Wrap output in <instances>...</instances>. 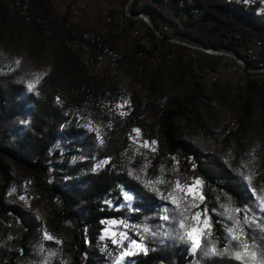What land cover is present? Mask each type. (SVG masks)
I'll return each mask as SVG.
<instances>
[{"label":"trees","instance_id":"trees-1","mask_svg":"<svg viewBox=\"0 0 264 264\" xmlns=\"http://www.w3.org/2000/svg\"><path fill=\"white\" fill-rule=\"evenodd\" d=\"M15 1L0 0V52L17 55L21 66L40 62L44 71L31 92L25 91L17 70L0 72V211L14 216L19 227L15 236H0V264H26L41 232L34 213L4 195L16 179L14 168L40 176L51 166L56 176L52 186L44 187L60 200L54 214L75 224L71 264H116L99 240L103 220L123 215L138 220L145 213L162 231L148 233L145 250L128 264H243L232 253L242 248L240 242L223 243L225 229L212 211L216 253L205 254L213 243L206 238L191 252L189 242L172 231L175 223L159 218L162 207H169L158 195V181L174 155L183 161L191 156L208 185L211 208L217 192L246 207L259 196L264 186V80L250 77L241 92H220L204 86L190 62L213 69L227 55L249 74L264 71L254 70L264 67L260 1L133 0L130 12L146 13L158 32L145 21L138 27L139 16L120 17L117 6L125 7L126 0H104L106 5L82 12L74 11V0L63 8L54 0ZM162 23L173 24V34L161 29ZM254 37L262 44L259 62L242 49ZM108 54L114 65L101 71ZM125 80L132 86L122 115L112 104ZM149 101L162 103L157 118H145ZM133 130L153 140L155 151L133 152ZM197 133L206 148L194 141ZM245 176L251 178L249 187ZM123 189L134 194L132 208L116 207L125 203ZM242 226V239L259 250L258 225Z\"/></svg>","mask_w":264,"mask_h":264},{"label":"rangeland","instance_id":"rangeland-1","mask_svg":"<svg viewBox=\"0 0 264 264\" xmlns=\"http://www.w3.org/2000/svg\"><path fill=\"white\" fill-rule=\"evenodd\" d=\"M69 0H54L55 4L63 8L65 4ZM144 0H139V2H143ZM237 1H251V0H237ZM260 6L258 8L259 12L264 13V0H259ZM127 2V0H126ZM125 2V4H126ZM106 5L107 2L104 0H74L72 3V8L75 12L85 11H93L95 8H98L101 5ZM119 9V16L122 17L125 13L124 6H117ZM130 9V5L128 6V10ZM141 20V21H140ZM137 21L138 27L143 28L144 23L142 21L143 18ZM179 22V18L175 19ZM161 29L166 31L169 34H173L174 27L173 24L162 23ZM133 33H136V30H132ZM146 40V39H144ZM257 37L247 40V42L242 46V49L257 58V62L263 59V53L261 52V44L258 43ZM112 56L106 55L103 57L99 69L101 71H109L113 67V63H111ZM19 61V63H17ZM191 63V67L195 69L202 77V83L207 88H216L218 91H227L229 94H235L241 92L242 87L245 85L246 81L250 77L256 78L259 80H264V71L257 74H249L245 71L238 62L233 61L230 56L223 55L217 59L215 68H199L193 60ZM11 70H17L20 75L19 78L23 80L25 84V91L31 92L35 90V86L44 71V65L40 62H27L20 65V60L17 55H14L9 52H0V72L5 75ZM18 73V74H19ZM33 84L34 88L30 89L28 84ZM124 89L122 90L120 96L116 101L112 104L113 110L118 112L119 114L124 113L128 106V95L127 92L130 90L132 83L125 80L123 83ZM121 105L122 107H118ZM161 101H149L148 106L145 110V118L146 119H154L159 115V111L161 109ZM190 111L182 118V123L186 126L188 117L190 116ZM203 118L206 121H209V117L203 114ZM19 121V120H18ZM0 133V139H1ZM194 141L206 148L203 137L197 133L194 136ZM145 142H147L148 146L145 147ZM153 140L143 138L140 132L137 133V130H133L130 134V148L133 152L137 153L139 151H143V149H153L154 144ZM64 151L62 145L60 146V153ZM173 161L170 166L166 169H163L159 175V189L158 195L167 202L169 212V220L166 221V224H171L172 222L175 225H170L171 227H175L172 231H174L178 237V235H183L184 240L189 242V250L192 251L191 241L187 237V231H189L192 227L197 226V222L192 220V215L196 211H202L205 208L208 210V217L211 227L210 235H203L199 240V245L202 242L203 238H206L207 241L213 242L211 243L210 250L215 247L218 243H216V237L213 229V217L211 215L214 212L217 217V221L223 224V228L225 229L224 242L227 246H231L230 243L232 241L231 236L228 232L230 227H235L233 220H229L228 216L231 215L235 219H238L241 225H244L245 216L247 215L250 223L255 224L259 228V250L256 247L249 246L247 252L243 248L232 250V253L235 255L237 251L241 253L242 258L239 259L243 264H264V212L259 211L260 202L257 197L264 196V186L261 191H259V196H254L252 200V206L248 207V212H245L246 206H240L235 203L231 198H229L226 194L217 192L216 196L218 198L217 204L214 208H211L208 203V199L206 197V189L207 183L202 175V173L195 166V162L191 156H186L183 158L178 155H174ZM16 172V179L11 181L5 188L4 195L10 201H16L19 204L23 205L27 209L31 210L36 218L41 223V232L36 242H34L30 256L28 259L24 260L26 264H71L72 257V241L74 239L75 232V224L69 218H58L54 214V210L59 208L61 203L60 200L55 197L51 190L46 189L44 186H52L53 181L55 179L56 173L54 171V166H51L48 171H43L40 176L35 175L32 172L23 171L19 168H14ZM199 179L202 182L200 188H198V192H201L205 199L202 203L199 204V208H191L184 213V209L187 206V202L191 200V197L183 198V192L181 189L176 188V182L179 181L181 186L190 185L194 179ZM160 181H163L162 183ZM0 183H2V179L0 176ZM175 189V191H174ZM129 190L123 189L124 192ZM186 191V188L184 189ZM131 193V192H130ZM171 193V195H170ZM167 197V199H164ZM173 199H175V203H173ZM104 201L108 202L112 205V202L108 199V197L104 198ZM127 203V202H125ZM129 207L132 208V205ZM163 212L159 215V218L165 214L164 206ZM215 209V211H213ZM236 209H240V212L237 213ZM212 211V212H211ZM185 215L187 219H185ZM123 221L122 226L117 229L120 223L116 225H112V220H117L118 222ZM185 219L186 227L184 229L180 228V221ZM104 226L101 229L99 234V240L103 243L105 248L110 250L112 257L115 262L119 259L121 253L123 252H131V255L125 257V260L122 264H128L130 262V257L137 252L141 251L139 248L134 247L131 244L132 240H136L137 243L142 244L143 249L145 250V238L148 233H153L155 231H162V229L157 228L155 221L153 218L149 216V214L145 213L138 220H133L129 216L123 215L118 217L106 218L103 220ZM124 224L129 225V227H124ZM147 228L149 231L145 232L144 229ZM18 222L14 216L4 213L0 211V236L3 235L4 238L15 236L18 234ZM165 229V228H164ZM107 230V232H106ZM165 231V230H163ZM171 229H167V232H170ZM115 232L116 236L113 237L112 233ZM125 232L128 234L129 239L124 240L122 245L112 244L111 240L113 238L120 239V233ZM238 234V233H234ZM47 236H51L52 239H48ZM215 245V246H214ZM216 248V247H215ZM255 252L256 256L252 257L251 253ZM83 260V258H82Z\"/></svg>","mask_w":264,"mask_h":264},{"label":"snow or ice","instance_id":"snow-or-ice-1","mask_svg":"<svg viewBox=\"0 0 264 264\" xmlns=\"http://www.w3.org/2000/svg\"><path fill=\"white\" fill-rule=\"evenodd\" d=\"M17 63H19V61H17ZM28 87L30 89L34 88V85L33 84H28ZM118 107H122L121 105H118ZM123 115V113H121ZM139 132V130H137V133ZM155 142H153L154 144ZM145 147L148 146L147 142H145ZM153 151H155V149L153 148ZM244 179L248 180V184L246 185V187H249L250 183H251V178L250 177H243ZM161 183L163 181H160ZM148 186H151L154 181L152 180H149L148 182ZM202 185V182L197 178V179H194L192 181V183L190 185H185V186H181L179 181L176 182V188H179L181 189V191L183 192V198H186V197H191V200L187 202V206L186 208L184 209V213H182V215H184L188 209H191V208H199V204L202 203L205 199L204 195L201 193V192H198V188H200ZM186 188V191H184V189ZM155 190V189H153ZM175 191V189H174ZM255 192L256 190L255 189H250V195H255ZM171 195V193H170ZM134 199V194L128 192V191H125L124 192V196H123V200L127 203H121L120 205H117L116 207L117 208H122V207H128L131 205V202L133 201ZM164 199H167V197H164ZM257 199L259 200L260 202V207H259V211L260 212H264V196H261V197H257ZM173 203H175V199H173L172 201ZM245 212L247 213L248 212V207H245ZM133 211H136V212H139L140 209H133ZM169 211L168 208H164V215L161 217L162 220L164 221H168L169 220V215L167 214ZM215 211V209L213 210ZM236 212L239 213L240 212V209H236ZM185 219H187L186 215H185ZM185 219H182L180 221V228L181 229H184L186 227L185 225ZM228 219L229 220H233L234 222V225L235 227H230L228 229V232L231 236V239L234 240V241H239L240 242V246L245 250V252L248 251L249 249V244L247 243V240L246 239H242V237L246 236V233H245V229L244 227L241 225L240 221L238 219H235L233 216L229 215L228 216ZM192 220L196 221L197 222V226L195 227H192L189 231H187V237L188 239L191 241V244H192V251L195 252L197 250V248L199 247V240L202 238L203 235L207 234V235H210L211 234V223H210V220H209V217H208V210L205 208L204 210L202 211H196L193 213L192 215ZM117 223H123V221H117V220H112L111 221V224L112 225H116ZM250 221L247 217V215L245 216V220H244V224H249ZM124 227H129V225L127 224H124ZM145 232H148L149 230L147 228L144 229ZM107 232V230H106ZM234 233H239L238 235L237 234H234ZM112 236L115 237L116 236V233L113 232L112 233ZM48 239H52L51 236H47ZM178 239H183L184 236L183 235H178L177 237ZM129 239L128 237V234L125 233V232H121L120 233V239H115L113 238L111 240V243L112 244H116V245H122L123 244V241L124 240H127ZM253 243H255V239L253 238ZM131 244L136 247V248H139L141 251H144L143 247H142V244L140 243H137L136 240H132L131 241ZM216 253V249L215 247L212 248L211 252H209L207 250V248L205 249V254H215ZM132 253L131 252H123L121 253L119 259L117 260L116 264H122V262L125 260V257L128 256V255H131ZM252 257H255L256 256V253L255 252H252L251 253ZM235 258L236 259H241L242 256H241V253L239 251H237L235 253Z\"/></svg>","mask_w":264,"mask_h":264},{"label":"water","instance_id":"water-1","mask_svg":"<svg viewBox=\"0 0 264 264\" xmlns=\"http://www.w3.org/2000/svg\"><path fill=\"white\" fill-rule=\"evenodd\" d=\"M132 1H133V0H127V2H126V4H125V7H124L125 14H126V15H133V16H139V17H142L143 20H144L145 22H147L149 25H151V27H152L155 31L158 32L157 28H156V27L154 26V24H153V21L151 20V18H150L146 13L141 12V11H140V12L132 13V12H130V10H128V6L131 5ZM169 38L172 39V40L179 41L178 39H176V38L173 37V36H171V37H169ZM207 50L210 51V52H215V53H222V52H223L222 50H214V51H213L212 49H207ZM240 64L243 65V61H240ZM254 70H255V71L264 70V67H262V68H255Z\"/></svg>","mask_w":264,"mask_h":264},{"label":"built area","instance_id":"built-area-1","mask_svg":"<svg viewBox=\"0 0 264 264\" xmlns=\"http://www.w3.org/2000/svg\"><path fill=\"white\" fill-rule=\"evenodd\" d=\"M14 3H15V4H19V1L17 0V1H15ZM23 12H25V11L23 10ZM164 30L166 31V28H164ZM257 39H258V38H257ZM257 41H258V43L261 44L260 39H258ZM261 45H262V44H261ZM157 53H158V52H157ZM120 221H121V218H120ZM121 226H122V223H120V225L117 227V229H119Z\"/></svg>","mask_w":264,"mask_h":264}]
</instances>
